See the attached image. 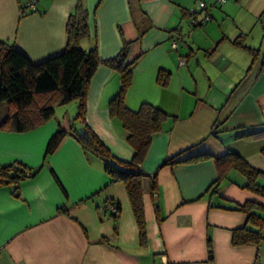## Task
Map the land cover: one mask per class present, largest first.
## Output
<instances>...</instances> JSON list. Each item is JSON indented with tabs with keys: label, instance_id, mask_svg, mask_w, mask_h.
<instances>
[{
	"label": "crops",
	"instance_id": "0c3cea01",
	"mask_svg": "<svg viewBox=\"0 0 264 264\" xmlns=\"http://www.w3.org/2000/svg\"><path fill=\"white\" fill-rule=\"evenodd\" d=\"M27 1L0 0L1 40L32 63L55 56L65 47L66 20L79 2L88 36L78 47L95 50L103 61L129 44L126 63L135 64L125 106L135 111L147 103L167 118L141 164L156 183L154 192L148 180L141 183L144 245L123 185L110 182L98 158L68 135L44 155L58 128L81 130L68 115L56 111L26 133L0 131V168L38 169L16 190L0 187V264H264V222L259 242L232 244L236 230H256L241 207L264 200L244 189L235 171L212 188L214 159L227 153L258 171L256 184L264 187V0L243 8L253 28L230 14L243 0L214 1L218 10L204 3L180 37L181 21L200 0H36V12L21 16ZM260 32L259 41L250 39ZM158 70L168 73L163 88L155 82ZM118 86L117 72L99 64L86 86L84 123L115 159L128 161L126 134L108 115ZM106 202L118 205L115 220L101 210Z\"/></svg>",
	"mask_w": 264,
	"mask_h": 264
},
{
	"label": "trees",
	"instance_id": "16d2710c",
	"mask_svg": "<svg viewBox=\"0 0 264 264\" xmlns=\"http://www.w3.org/2000/svg\"><path fill=\"white\" fill-rule=\"evenodd\" d=\"M26 11L21 10V16L31 13L27 8ZM65 35L66 44L63 51L39 63L30 62L12 43L0 39V109L5 106V113L0 117V131L17 134L32 131L52 118L56 106L77 103L75 120L82 125L80 132H76L72 127L68 131L58 128L48 140L44 155H51L61 140L68 135L84 150L98 158L110 182L123 185L137 227L138 242L144 245L141 183L142 180H148L151 192L155 191L156 183L155 174H145L141 164L152 137L161 130L167 115L147 103L140 104L135 111L125 106L124 95L130 86L135 64V60L126 63L129 44H124L118 54L103 61L97 58L95 50L83 51L78 47L79 41L88 36L87 13L79 2L66 20ZM239 40L236 38L233 43L240 44ZM99 64L116 71L119 76L118 90L108 103V115L120 123L126 134L125 141L132 150L128 161L115 159L84 123L86 86ZM167 77V72L158 70L156 84L161 88L165 87ZM262 155L264 156V150ZM202 158L205 156L196 157L189 162ZM171 162L167 160L164 164ZM214 165L217 177L212 183L213 190L230 171H235L245 179L243 188L264 200V187L256 184L259 172L250 168L239 156L227 153L215 158ZM37 171L38 169L28 170L18 163L3 166L0 168V187L13 185L16 190L20 182L32 178ZM50 174L59 186L51 171ZM113 204L116 211L108 213V216L115 220L119 207ZM241 210L246 213L247 220L256 230H236L232 235V244L259 242L264 217L255 216L253 211L264 214V205L246 202Z\"/></svg>",
	"mask_w": 264,
	"mask_h": 264
},
{
	"label": "rangeland",
	"instance_id": "374dc122",
	"mask_svg": "<svg viewBox=\"0 0 264 264\" xmlns=\"http://www.w3.org/2000/svg\"><path fill=\"white\" fill-rule=\"evenodd\" d=\"M216 1V0H200V1H197L196 5L191 7L189 12H193L195 11L196 9V6L198 3H206V5L208 6V8H211V10H218V7H216L215 9H212L213 6H211L213 4V2ZM229 1H233V0H229ZM257 3V0H243L241 3H240V10L239 9H236V8H231V11H230V14L231 16L235 17V20L238 21L240 19H243V18H246L245 15L242 14V12L244 11L243 8H246V9H250V8H254V6L256 5ZM218 4V3H217ZM224 7V5L221 7V10L222 8ZM264 8V7H263ZM215 16L218 15V12L215 11L214 13ZM242 15V16H241ZM189 19V18H188ZM261 21L264 22V15L262 17H260ZM243 24H245L246 26H248V28H253V26L255 25V22H252L251 20L248 21L247 19H243L242 21ZM188 20L185 19V21H181V27H180V30L179 31V37L182 36L183 34H187V32L189 31L188 29ZM256 28L259 29V25H256ZM256 28H254L256 30ZM256 32V31H255ZM255 33L253 32L252 33V36L254 35ZM259 36H261V32L259 33V35L257 34L256 36L254 37H250L251 40H255V41H259ZM76 105L77 103L75 102H71V103H68V104H65V105H59V106H56L54 108V112L56 111H61V115L60 116H65L68 115L69 116V120L71 122V124H73V126L75 127H79L81 128V124L78 120H75V114H76ZM5 109V106H3V108L0 109V116H2V114L4 113V110ZM1 120V119H0ZM76 132H80V131H76Z\"/></svg>",
	"mask_w": 264,
	"mask_h": 264
},
{
	"label": "built area",
	"instance_id": "2783aa9c",
	"mask_svg": "<svg viewBox=\"0 0 264 264\" xmlns=\"http://www.w3.org/2000/svg\"><path fill=\"white\" fill-rule=\"evenodd\" d=\"M35 3H36V0H28L27 1V3L25 4V8H27L28 9V11L29 12H31V13H35L36 11H35ZM216 3H218V4H222L223 3V0H216ZM204 9V4H202V3H198L197 4V6H196V9H195V11H193V12H190V17H189V19H188V24L191 26V25H193L195 22H194V17H195V15H196V13L198 12V11H202ZM207 19L205 18V20L204 21H206ZM203 21V22H204ZM203 22H201V23H203ZM179 40V39H178ZM170 48L171 49H175L176 48V41L175 40H172V42H171V44H170ZM103 212H105V213H115V211H116V209H115V206H114V204L113 203H111V202H106L104 205H103V207H102V209H101Z\"/></svg>",
	"mask_w": 264,
	"mask_h": 264
}]
</instances>
